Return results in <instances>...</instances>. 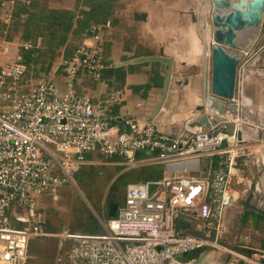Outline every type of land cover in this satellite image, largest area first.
Here are the masks:
<instances>
[{
    "label": "built area",
    "instance_id": "1",
    "mask_svg": "<svg viewBox=\"0 0 264 264\" xmlns=\"http://www.w3.org/2000/svg\"><path fill=\"white\" fill-rule=\"evenodd\" d=\"M15 4L0 1L3 20ZM109 24L88 26L83 41L61 58L63 90L53 79L26 78L27 65L19 55L8 56V42L0 36V264H27L30 241L44 237L57 238L58 264H168L191 250L218 246L225 209L233 204L236 159L253 140L243 134L240 110L228 111L219 121L207 112V126L186 118L165 131L141 117L126 119V128L119 129L107 113L121 100L119 90L96 101L76 90L80 76L98 80L108 68L100 31ZM251 54L245 52L237 66V102ZM166 111L162 104L157 114ZM141 151L147 155L139 158ZM89 153L120 156L126 165L197 161L201 155L214 156L217 163L212 166L210 159L200 175L184 172L128 183L123 204L103 222L104 232L47 230L36 197L57 194ZM150 182L156 186L149 192ZM179 215L202 219V233L178 230ZM240 256L245 263L264 264V249Z\"/></svg>",
    "mask_w": 264,
    "mask_h": 264
},
{
    "label": "rangeland",
    "instance_id": "2",
    "mask_svg": "<svg viewBox=\"0 0 264 264\" xmlns=\"http://www.w3.org/2000/svg\"><path fill=\"white\" fill-rule=\"evenodd\" d=\"M132 1L134 0H29L28 3L22 4L21 0H16L10 18L7 21L4 18L6 24L0 25L2 32L0 36L3 38L2 40L8 42L9 52L14 55L19 52L18 46L25 42V34L28 36L27 39L35 40L40 51L35 52L32 56L36 62L33 61L30 72L32 75L34 74L35 79L51 77L50 73L55 70L63 50H71L81 42L82 30L73 25L74 27L67 34L64 45L52 46L48 35L49 30L44 28L45 21L41 18L46 10H69L79 18L88 17L89 14H84L82 11L89 10L92 15L91 21L116 18V20L113 19V24H115L123 15L130 16L128 5ZM145 1L140 0L144 3ZM196 6V0H149L148 7L143 6V9H147L152 25L156 24L159 28L168 26L170 29L173 23L176 24L174 20L177 15L185 16L188 26L189 23L195 22L196 18L198 20ZM193 12L194 15H192ZM153 15L158 18L157 21H154ZM0 16H4L1 11ZM188 32L191 37L189 46H191L195 31L189 28ZM261 37H263L262 43L256 51L252 52L249 60L254 76H258L254 79L256 82H264V20L259 32V38ZM168 42L175 46L178 44L177 38L171 39L170 37L166 43ZM201 42L202 40H200ZM52 48L55 49L51 52ZM202 53H204L206 61V52L205 49L202 50L201 43L200 54ZM175 58L179 63L181 57L176 56ZM192 59L198 64L197 66L201 65L202 67L204 61L201 56H194ZM191 61L188 60V62ZM56 84L61 90L63 89L62 83L57 81ZM256 98L260 100H258L260 104L257 106L264 109L263 94L261 93ZM256 98L253 97L255 101ZM182 122V119H178L173 125L180 126ZM261 130V128L258 129V138L247 135L253 140L245 143L247 147L244 150L245 154L236 159L238 174L234 177L235 179L233 178L235 183L232 180V188L238 191V197L227 210L223 230L216 237V242L220 246L200 250L198 254L200 258L197 259V262L213 253L214 258L220 260V264H238L242 260L240 255L250 254L254 251L252 248L257 246L258 241H264V163L261 162L258 150L259 146H264V134ZM102 158L93 157V161L98 159L101 161ZM155 168L151 167L150 169L154 171ZM115 173L116 168L108 166L103 161L101 165L83 164L72 174L71 180L60 187L57 194L37 196L36 202L44 218V227L54 232L67 228L79 232H100L103 221L100 220L106 213L105 203L114 200V203L120 206L124 202L125 194L120 187L123 179L117 177ZM115 176V180L112 181ZM54 239L57 242L56 237L32 239L29 243L28 264H56ZM248 250L251 251L247 252Z\"/></svg>",
    "mask_w": 264,
    "mask_h": 264
},
{
    "label": "crops",
    "instance_id": "3",
    "mask_svg": "<svg viewBox=\"0 0 264 264\" xmlns=\"http://www.w3.org/2000/svg\"><path fill=\"white\" fill-rule=\"evenodd\" d=\"M21 1L22 4L29 2V0ZM148 5L149 0H146L145 3L140 2V0L132 1L128 5L130 16L126 17L125 15H123V17L115 22V24L113 23L116 18H106L102 21L97 22L91 21V24L104 23L107 20L110 21L109 26L103 27L100 31L101 55L109 66L101 72L100 78L98 80H92L84 75L80 76L77 80L76 90L79 93L87 94L94 101L106 97L109 93L115 90H119L121 92V100L109 105L107 112L112 118V124H114L119 129L126 128V126L124 125V121L126 119H140L141 117H145L146 119H153L158 128L165 131H171L173 129V123L178 119L184 120L186 118H192L193 120H198L200 113L198 110H196V106L202 100L201 92L204 82V69L203 65L202 67L201 65L197 66L198 64H196V62H194V60L190 56H188L190 54L189 50H191L192 44L191 46H189V38L191 37L189 36V26L187 25V19L185 18V16L177 15L174 20L176 24L174 25L173 23L172 26H170V29L168 28V26L166 28H159L158 26H156V24L152 25V22L149 21V13L146 11L147 9H143V6L148 7ZM135 12L147 13L146 19H135L133 17V14ZM75 17L77 16L75 15ZM153 18H155L154 21L158 20V18H156V16L154 15ZM74 25H76V23ZM85 29L81 33V42L84 39ZM170 37L171 39L177 38L178 44L176 46L173 43H166L167 39ZM201 43L203 50V42ZM200 46L201 45L199 44V56H201ZM71 50H63V53L60 56V60L64 55L69 54ZM157 54H163L165 56L171 57L173 59V64L166 99L163 103V106H165L167 111L165 114L155 115V109L160 100L162 82L166 74L167 66L164 62L159 60H145L138 62L130 60L138 57ZM16 55H18V53ZM8 56H14V54L10 53L8 54ZM176 56L181 57L179 63L175 58ZM186 56H188L189 58H187ZM60 60L55 70L50 73L51 77L49 78L56 80V82L58 81L59 83H62L64 89L63 74L62 72L60 73V71L58 72ZM188 60L192 61L188 62ZM250 64L251 61L248 62V66L245 69V78H247V92L249 95L256 98L262 92L261 88L263 82H256V80H254L258 76H254V71H252V69L250 68ZM148 82H151L148 89H138V86H142ZM257 100L259 99L256 98V101ZM257 105H250V108L254 110L255 113L258 110V108L256 107ZM240 120L243 123L248 124V126H250L251 128L258 127L256 124H254V122L250 123L242 117ZM145 155H147V153L144 151L138 153L139 158ZM93 157L102 158L104 156L96 153L86 154V163L84 164L101 165L103 161L106 162L108 166H114L116 168L115 175L123 179V181L121 182L122 185H120V187L123 189L124 194L126 186L130 182L150 179L155 176H159V178L166 177L172 174H182L184 172H190L200 175L203 174L207 169L210 159L212 166H216L217 163V159L214 156L210 158L204 155L199 156L197 158V161L187 159L180 162H158L151 165H126L123 162V158L120 156L104 157L101 159V161L100 159L93 161ZM151 167L158 168V171H156V168L154 169V171L151 170ZM184 169H186V171ZM237 174L238 172L233 176V178L237 176ZM116 176L112 179V181L115 180ZM233 183H235L234 180ZM231 190L233 193L234 204L238 197V191L232 188V182ZM113 203L114 200L105 203L104 207L106 208V213L100 220H103L101 222L102 228H100V232L92 233H101L105 231V228L103 226L104 220L109 217H113L117 213V209L119 207L116 205V203H114L116 205V209L114 215L110 216L108 214L109 206ZM230 207L225 209L223 223L227 210ZM203 226L204 222L202 219L188 215H179L175 220V227L185 233L200 234L202 233ZM55 246V262L56 264H58L56 240ZM257 248L264 249V241H258L257 246L253 247L252 249L255 250ZM250 251L251 250H248L247 252ZM198 254L191 259L185 258L183 254L179 255L173 258L169 262V264H220V260L215 259L213 253L208 254L204 258H201L200 262H197V259L200 258Z\"/></svg>",
    "mask_w": 264,
    "mask_h": 264
},
{
    "label": "water",
    "instance_id": "4",
    "mask_svg": "<svg viewBox=\"0 0 264 264\" xmlns=\"http://www.w3.org/2000/svg\"><path fill=\"white\" fill-rule=\"evenodd\" d=\"M209 1L211 4V43L207 44L208 55L206 61L204 60L203 63L204 82L201 92L202 100L196 106V110L200 113L198 120L203 126H207L208 124L207 112L213 113L212 121H219L228 111L236 112L240 110V116L244 118L241 110L243 106L238 104V102H242L246 95L251 99V104H260L258 100L255 101L253 97L248 94L247 78H245L241 86L239 101H235V82L237 66L243 58L244 53L256 51L262 43L263 37L259 38V32L264 20V0ZM201 4L203 5V2ZM192 15H194V12ZM133 17L135 19L145 20L147 13L135 12ZM145 60H159L164 62L167 66L166 74L162 82L160 100L155 109L156 115L159 107L166 99L173 59L163 54H157L134 58L130 61L138 62ZM261 89V93L264 96V82ZM244 126L246 125L244 124L242 127ZM226 131L231 133L232 124L228 125ZM261 131L263 132L262 134H264L263 129ZM222 144H225V141H223ZM155 186L156 183L150 182L148 184V191L150 192ZM115 209L116 205L114 203L110 204L108 214L113 216ZM199 251L200 249H194L184 253L183 256L187 259H191L195 257ZM238 264L248 263L240 260Z\"/></svg>",
    "mask_w": 264,
    "mask_h": 264
},
{
    "label": "trees",
    "instance_id": "5",
    "mask_svg": "<svg viewBox=\"0 0 264 264\" xmlns=\"http://www.w3.org/2000/svg\"><path fill=\"white\" fill-rule=\"evenodd\" d=\"M82 12L84 14H89V16L86 18H79V17H75V15L71 11L61 10V9H48V10H46V12H44V14H43V16H41V18L43 19V21H45L44 28L46 30H49L48 35L50 36L52 46H59V45L63 46L64 45V43L66 42L68 32H70L73 28V25H74L73 21L75 19H76V26H78V28L80 30H82V32L86 27L91 25L92 15H91L90 11L86 10V11H82ZM12 15H13V13H12ZM4 24H6V23L0 16V25L4 26ZM1 33L2 32L0 31V35H2ZM6 36H7V34H6ZM24 37H25L24 40L26 42L28 41L31 44V46L28 48H24V46H20L18 55L21 57V60L28 67V69L25 73V77L26 78L27 77H34V74L32 75L30 71H31V66H32L33 61L36 62V60L33 59L32 56L35 52H39L40 49L37 48L39 46H37L35 44V40L32 41L30 39H27L28 38L27 34H25ZM54 49L55 48H52L51 52ZM65 51H67V50H65ZM59 71H60V73L62 72V67L60 65L58 68V72ZM62 74H63V72H62ZM40 78H43L46 80L52 79L49 77H46V78L40 77ZM36 79H39V78H36ZM150 83L151 82H148L142 86H138V89H140V88L148 89L150 87ZM155 178H159V176H155V177L150 178V179H155ZM150 179H144V180H150Z\"/></svg>",
    "mask_w": 264,
    "mask_h": 264
},
{
    "label": "bare ground",
    "instance_id": "6",
    "mask_svg": "<svg viewBox=\"0 0 264 264\" xmlns=\"http://www.w3.org/2000/svg\"><path fill=\"white\" fill-rule=\"evenodd\" d=\"M201 1L203 2V5L201 4L202 3ZM196 3H197L196 12L198 15V20H196L193 23H189V28L192 31L193 30L195 31V37L193 36L194 40H193L192 48L191 50H189L190 54L188 56L192 58L194 56H199L198 47H199V44L201 45L200 40H202L203 47L206 52L205 55L207 58V55H208L207 44L211 43V24H210L211 4L209 0H196ZM200 49H201V46H200ZM188 56L186 57L189 58ZM201 58L203 59V61L205 60L204 53L201 54ZM238 104L243 106L241 110L243 112L244 119H246V121H249L251 123L254 122L258 126L257 128L256 127L251 128L248 125L247 127L246 126L242 127L244 124L241 123L240 127L242 128L243 134L245 136L251 135L253 138H258L259 127L264 130V109L256 106L258 110L255 113V111L250 108V105H252L251 99L247 95L242 100V102L239 101ZM258 150L260 152L261 162L264 163V146H259ZM218 246H220V244Z\"/></svg>",
    "mask_w": 264,
    "mask_h": 264
}]
</instances>
